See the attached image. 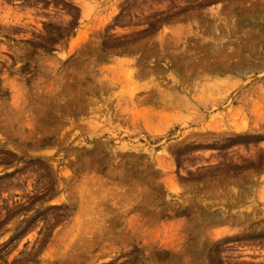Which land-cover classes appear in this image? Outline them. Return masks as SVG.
I'll list each match as a JSON object with an SVG mask.
<instances>
[{"label": "rangeland", "instance_id": "rangeland-1", "mask_svg": "<svg viewBox=\"0 0 264 264\" xmlns=\"http://www.w3.org/2000/svg\"><path fill=\"white\" fill-rule=\"evenodd\" d=\"M0 264H264V0H0Z\"/></svg>", "mask_w": 264, "mask_h": 264}]
</instances>
